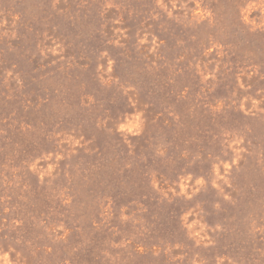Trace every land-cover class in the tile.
Segmentation results:
<instances>
[{
	"label": "rangeland",
	"instance_id": "obj_1",
	"mask_svg": "<svg viewBox=\"0 0 264 264\" xmlns=\"http://www.w3.org/2000/svg\"><path fill=\"white\" fill-rule=\"evenodd\" d=\"M0 264H264V0H0Z\"/></svg>",
	"mask_w": 264,
	"mask_h": 264
}]
</instances>
